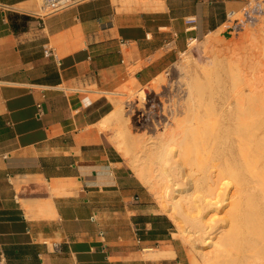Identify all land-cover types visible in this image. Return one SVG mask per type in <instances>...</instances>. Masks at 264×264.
<instances>
[{
  "label": "crops",
  "instance_id": "1",
  "mask_svg": "<svg viewBox=\"0 0 264 264\" xmlns=\"http://www.w3.org/2000/svg\"><path fill=\"white\" fill-rule=\"evenodd\" d=\"M124 1L41 19L38 0H0V264H177L172 221L108 117L118 89L151 82L244 0Z\"/></svg>",
  "mask_w": 264,
  "mask_h": 264
},
{
  "label": "rangeland",
  "instance_id": "2",
  "mask_svg": "<svg viewBox=\"0 0 264 264\" xmlns=\"http://www.w3.org/2000/svg\"><path fill=\"white\" fill-rule=\"evenodd\" d=\"M42 3L43 0H38L39 10ZM240 9L241 7L236 9V11L238 12L235 15V17H241V13L239 12ZM239 23H241V25H237L235 28L228 30V27L232 24L226 22L215 31L208 33L206 36L200 38L197 41L195 40L194 43L191 46H188V48L185 51L180 52L178 54L177 58L171 65H169L166 69L162 70V73L156 76L148 84L141 85L139 83H136L137 81L133 79L130 82H128L127 85L118 89L117 91L118 96L116 99H113V102L115 103L114 112L110 114V116L108 117L109 128L112 131V139H113L117 133L115 129L117 126L116 123L121 120V119L118 120L119 115H117L115 111L118 108H122L123 121H121V128L123 130L122 137L124 138V143H123L124 150L121 151L123 152L121 154L124 160L126 161V163L130 166V168L136 175V177L139 178L142 182H143V178L141 177H143V175H142V171H140L141 169L140 167H144V168L146 167V171L150 168H152L153 170L157 169L159 167V157L158 154H154V153H150L149 155V150L147 149L148 146L146 147V145H145V151L141 150L142 149L141 140L144 141L146 144L149 141V138L151 137L155 140L161 139L162 132H164L165 134V132H169V130L171 129V128L170 129L165 128V126L168 125V122L172 124V128H176L177 120L182 119L184 117L183 115H179L177 119L175 118L173 120L162 117V98L169 100L172 99V97L173 99L175 97L176 99L180 97L179 93L181 91L178 90V88L179 85L181 86L182 83L184 82L183 80L184 74L182 75L180 73L182 69L176 66L181 67L182 59L184 60L186 59L185 61L188 60V67L189 69H191V73L193 74V78H191V82H193V84L195 85L196 84L198 85L196 86V89L200 86V88H198L199 91L197 92L198 94L197 96L206 101L209 97L212 100L218 99L217 98L218 94L220 95L221 94L220 92H222V90H224L225 88L230 89L232 86L231 84H233V82L235 81L234 79L236 78L234 75L235 74L234 71L240 68L241 66H242L241 69L245 71L246 69H248L247 64H250L252 67H254V69L257 68V74H260V77L258 75L259 78L258 83L260 86H264V15L261 16L260 20L254 25H248L242 23L241 21ZM225 46L226 47L228 46V50L225 48ZM219 48H221L223 51H221ZM225 49L227 50V52L225 51ZM219 50L220 52L218 53ZM231 53H233L234 55L231 56L232 55ZM234 56L236 59L234 58ZM231 59L233 60L231 61ZM259 62L262 65H260ZM199 69H202L203 71ZM205 70H207V72ZM209 70L211 71V73H209L210 72ZM196 72L199 73L198 77L194 76ZM233 75L235 78L232 77ZM242 77L244 78V76ZM243 78L241 81H243ZM209 80L210 82H208ZM235 85H237V83ZM155 86H157V88H154ZM201 91L203 92L201 93ZM209 93L211 95L213 94V96H210ZM174 94H176L177 96ZM200 94L203 97H201ZM210 98L209 100H211ZM138 109H140V111H138ZM135 110L138 113H144L145 114L144 119L142 118V120L139 121L138 117L134 115L136 112ZM156 111H158L159 113H157ZM148 115L149 116L151 115L152 118L150 117L149 119ZM146 117L148 118L146 119ZM211 125L212 124L210 123L211 128L210 127L209 128L212 130L213 125L212 126ZM207 134H210V132H208ZM146 138H148V140H146ZM261 146H260V151H262ZM214 150H215V145H214ZM174 164L176 163H173V165ZM261 172H264V170ZM263 174L264 173H261V175ZM257 177L258 176L254 177V179ZM178 178L176 179L174 177L171 180L174 189L172 190L171 196H168L169 198L165 201H162L161 198L157 197L155 195V192L153 193V191L149 188V186L146 185L145 182H143V184L148 190L150 199L154 203L155 209L167 215L172 221V225H173L172 236L175 239V245L180 248L177 264L179 261H181L182 264H239V263L241 264L242 261L244 262L242 264H255V262L256 264H259L260 262L263 261L264 252L260 250H264V240H263L264 235H261L262 231L264 230L263 229L264 228V204H263L264 197L262 196L264 194L261 192L259 194L258 188L256 189V191H254V196L252 197L253 199L252 198L249 199L251 197L250 194H249L250 197L248 195L247 196L244 195L245 199L248 200L246 201V204H244L245 199H243L244 200L243 201L242 198H240L241 200L239 201H241L244 205H246L244 206L246 208H244L243 205H241V202H238V204L240 203L239 205H241L246 212H249L250 218L248 217L247 218L249 220L251 219L250 220L251 222L248 219H246L245 216L243 218L244 220L249 222L248 224L244 222L242 217H240L244 213L247 214L244 211V209H241L242 208L241 206H238V208L240 209H237V206L234 204L233 208H231L232 204L230 202L226 203L228 199L223 200L219 198V195L223 194L228 189V185L230 182L225 181L219 193L216 195H212L214 197L217 196L218 198H214V200L210 201L207 204L202 203V205L200 206L203 213V218H201L202 220L201 223H198L197 221V225L199 228L198 231L200 232V235H198L195 233V229L192 226L191 227L190 225L187 226L188 224L186 225L185 222H183L184 224L183 223L180 224L176 222L170 215L171 211L169 212V210L173 209V204H174L173 202L176 201L177 199H180L179 197L180 191L188 190L189 191L188 193L190 194L192 193L191 195L195 193L193 192V188H192L193 185L187 179H183V175L180 176L179 174ZM260 180L261 179L259 178L258 181L259 183ZM175 186H178V188H175ZM259 186H262V184H260ZM196 194L197 193L194 194L195 198L198 197L197 196L198 194L197 195ZM260 196L262 198H260ZM247 197L249 198L247 199ZM225 198H227V196H225ZM230 204L231 207H229ZM234 206L236 208H234ZM229 209L231 210L229 211ZM239 210H241V214ZM238 214H239L238 218H241L243 220L242 223L243 225L241 224V227L242 226L244 227L248 224L253 231L249 228V226L247 227L249 229L248 232L246 231L247 228L245 230L246 232L242 231V228L240 231L237 230L240 225V222L242 221L239 219L240 222H237L235 224L233 223V221H231L232 219L231 217L237 216ZM251 224H254L253 227H251L252 226ZM233 225H237V229H235L236 227ZM256 225H258L257 227L259 230L258 229L255 230V228H257L255 227ZM257 230H258V234H257L258 238L256 236ZM241 231L242 233L243 232L244 233L242 234ZM203 233L204 235H202ZM246 233L247 234L249 233L248 234L249 236ZM262 234H264V232ZM253 235H255V237ZM259 243H261V246ZM258 248L259 251H257ZM262 252L263 254H261ZM244 253H246V255ZM238 254L239 256H235ZM250 254L253 256H251ZM240 256L241 257L247 256V257L241 258L239 260ZM260 258L261 260L259 261ZM238 260L241 262H238ZM245 260H247L248 263ZM263 263L264 261L260 264Z\"/></svg>",
  "mask_w": 264,
  "mask_h": 264
},
{
  "label": "bare ground",
  "instance_id": "3",
  "mask_svg": "<svg viewBox=\"0 0 264 264\" xmlns=\"http://www.w3.org/2000/svg\"><path fill=\"white\" fill-rule=\"evenodd\" d=\"M126 1L130 5L127 6L129 8L132 7L131 4L133 5V3H135V6H139V7L141 6V8L153 9V10L161 9L164 8L165 6L164 0H154V1L126 0ZM194 41L195 39H192L189 45L191 46L194 43ZM228 46L227 47L225 46L227 50H228ZM219 49L223 51L221 48ZM226 49L225 51L227 52ZM220 50L218 51V53L220 52ZM231 54H232L231 56L234 55L233 53ZM185 60L182 59V65L180 63L181 67L176 66L182 69V71L181 70L178 71H181L180 73L182 75L184 74L183 76L184 82L182 83L181 86L179 85L178 88V90L181 91L179 93L180 97L178 99H176V97L173 99L172 97V99L169 100L162 98V117L172 120L175 118L177 119L179 115H183L184 117L182 119L177 120L176 128H172V124L168 122V125L165 126V128L166 129L171 128V129L169 130V132H165V134L164 132H162L161 139L155 140L151 137L149 138V141L146 144L144 141L141 140V144H142L141 150L145 151V145H146V147L148 146L147 149L149 150V155L150 153L158 154L159 167L154 170L150 168L147 171H146V167L145 168L140 167L141 168L140 171H142L143 177L141 178H143V182H145V184L149 186V188L153 191V193L155 192V195L161 198L162 201L167 200L169 198L168 196H171L172 190L174 189L171 180L174 177L177 179L179 174L180 176L183 175V179H187L193 185L192 187L193 192L197 193L198 195L197 194L196 195L198 197L196 196L197 198H195L194 196L195 193L191 195L192 193L191 194L188 193L189 192L188 190L180 191V196H179L180 199H177L176 201L173 202L174 203L173 209L172 210L170 209L169 212L171 211L170 215L176 222L180 224L185 222L186 225L188 224L187 226L190 225V227L192 226L195 229L196 234L200 235V232L198 231L199 228L197 225V221L198 223H201L202 221L201 218H203V213L200 206L202 205V203L207 204L210 201L214 200V198H218L217 196L214 197L212 195H216L219 193L225 181L230 182L228 185V189L223 194H220L219 198L223 200L228 199L226 203L230 202L232 204V207L231 204L229 205V207L231 208H233L234 204L237 206V209H240L238 208V206L241 205H243V207L246 206L244 204H246V201L248 200L245 199V196L247 195L249 196L250 194L251 197L249 196L250 198L247 197V199L248 198L251 199L254 196V191H256L257 188L259 189V194L260 192L264 194V174L261 175V173H264L261 172L264 170V86H260L258 83V79H259L258 75L260 77V74H257V68L254 69V67H252L250 64H247L245 62L248 65L247 67L248 69L243 71L241 69L242 67L241 66L238 69L236 68L237 70L235 71L233 70L235 72L234 75L236 78L234 77V75L232 77L235 78L234 82L237 81L236 82L237 85H235L236 83L233 82L234 86L233 84H231L233 87L231 86L230 89L225 88L224 90H222V92H220L221 94L220 95L218 94L217 97L218 99L212 100L208 95V97L211 100H209L208 98L206 101L197 96L198 95L197 92L199 91L198 88H200V86L196 89V86L198 85L197 84L195 85L193 84V82H191V78H193V74L191 73V69H189L188 67V60L187 61ZM232 60L233 59H231V61ZM259 64L262 65L260 62ZM205 71L207 72V70ZM209 73H211V71ZM194 76L198 77L199 73L196 72ZM242 76H244V78ZM186 78H188L189 80ZM242 78L243 81H241ZM208 82H210V80ZM154 88H157V86H155ZM202 92L203 91H201V93ZM200 96L203 97L201 94ZM210 96H213V94L212 95L210 94ZM113 112L114 111H112L110 114H112ZM115 112L117 115H119L118 120L120 119L121 120L116 123L117 126L115 129L117 133L116 136L112 139V141L116 145L118 151H123L124 138L122 137L123 130L121 128V121H123L122 119L123 109L118 108ZM156 112L159 113L158 111ZM150 117L151 115L149 116V119ZM210 123L213 125V126L211 125L213 127L212 130L210 129L211 128ZM206 131L207 133L210 132V134H207ZM146 140H148V138H146ZM214 145H215V150H214ZM260 146L262 151H260ZM173 163L176 164L173 165ZM256 176H258L262 180V181L260 180V183L258 182L259 181L258 177H257L258 179L257 178L254 179V177ZM260 184H262V186H259ZM175 188H178V186H175ZM225 196H227V198H225ZM262 196L264 197V195ZM240 198H242V200L245 199V201L243 200L245 202L244 204L241 201H239L241 200ZM260 198L262 197L260 196ZM238 202H241V205H239L240 203L238 204ZM243 207L241 209L246 208ZM234 208L236 207L234 206ZM230 210L231 209H229V211ZM239 211L241 214V210ZM246 213L248 215L244 213L240 217H242V219L244 218V216L246 217V219L250 218L249 212ZM238 217L239 214L237 216L231 217L232 218L231 221H233V223L235 224L237 222H240V220L242 221L240 222L238 229H237V225H233V226H235L236 227L235 229L239 231L241 230V228L242 231H245L246 228L249 226L248 225L249 222L243 219L244 222L248 224L244 227L243 226L241 227L243 220ZM251 225H252L251 227H253L254 224ZM257 226L258 225H256L255 227ZM256 229H258V227L255 228V230ZM258 230L256 236L258 234ZM246 231L248 232L249 229L247 228ZM263 232L264 230L262 231V233ZM262 233L261 235H264ZM202 235H204V233ZM253 236L255 237V235ZM259 244L261 246V243ZM259 248L257 251H259ZM260 251L264 252V250H260ZM263 252L261 254H263ZM244 254L246 255V253ZM235 256H239V254ZM244 257L240 256L239 260ZM239 260L238 262H241ZM247 260L245 261L247 262ZM260 260L261 258L259 259V261ZM242 263L244 262L242 261Z\"/></svg>",
  "mask_w": 264,
  "mask_h": 264
},
{
  "label": "built area",
  "instance_id": "4",
  "mask_svg": "<svg viewBox=\"0 0 264 264\" xmlns=\"http://www.w3.org/2000/svg\"><path fill=\"white\" fill-rule=\"evenodd\" d=\"M85 1L87 0H43L38 16L43 19ZM237 12L238 11L236 10H230L226 13L225 23L229 22L232 24L228 27V30L235 28L237 25H241V23H239L240 21L248 25L256 24L260 20L261 16L264 15V0H244V4L241 6L239 11L241 13V17H235ZM45 52L47 55L53 54L57 57L53 51L49 52L46 50ZM138 111H140V109H138ZM134 115L138 117L139 121H141L142 118L144 119L145 116L144 113H138L137 111ZM148 117H146V119ZM54 246L55 248H58L57 244Z\"/></svg>",
  "mask_w": 264,
  "mask_h": 264
},
{
  "label": "trees",
  "instance_id": "5",
  "mask_svg": "<svg viewBox=\"0 0 264 264\" xmlns=\"http://www.w3.org/2000/svg\"><path fill=\"white\" fill-rule=\"evenodd\" d=\"M23 18H24V19H26V17H25V16H24Z\"/></svg>",
  "mask_w": 264,
  "mask_h": 264
}]
</instances>
